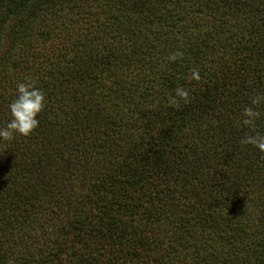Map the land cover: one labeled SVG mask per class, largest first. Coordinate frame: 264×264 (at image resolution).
Wrapping results in <instances>:
<instances>
[{"label":"trees","instance_id":"16d2710c","mask_svg":"<svg viewBox=\"0 0 264 264\" xmlns=\"http://www.w3.org/2000/svg\"><path fill=\"white\" fill-rule=\"evenodd\" d=\"M25 80L0 264H264V0H0V126Z\"/></svg>","mask_w":264,"mask_h":264},{"label":"clouds","instance_id":"9594fccd","mask_svg":"<svg viewBox=\"0 0 264 264\" xmlns=\"http://www.w3.org/2000/svg\"><path fill=\"white\" fill-rule=\"evenodd\" d=\"M180 55L182 53L176 52L170 55L168 59L175 60ZM192 78H199L196 70H193ZM15 93V98L8 104L10 119L6 124L0 126V140H11L15 135L27 136L39 125L37 115L45 105L44 92L35 87L29 80H25L24 82H18L16 84ZM177 98L188 102V90L183 86H177L174 95L171 97V102L175 103ZM255 102L254 100L253 103ZM244 115L246 119L243 123L252 125L257 114L251 109L245 108ZM240 143L251 144L261 153H264V134L255 133L253 135H246L241 139Z\"/></svg>","mask_w":264,"mask_h":264}]
</instances>
